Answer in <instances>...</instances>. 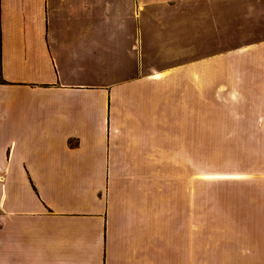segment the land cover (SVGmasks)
<instances>
[{
    "label": "crops",
    "instance_id": "1",
    "mask_svg": "<svg viewBox=\"0 0 264 264\" xmlns=\"http://www.w3.org/2000/svg\"><path fill=\"white\" fill-rule=\"evenodd\" d=\"M0 4V264H191L189 226L134 185L160 180L153 91L203 42L264 45V0Z\"/></svg>",
    "mask_w": 264,
    "mask_h": 264
},
{
    "label": "rangeland",
    "instance_id": "2",
    "mask_svg": "<svg viewBox=\"0 0 264 264\" xmlns=\"http://www.w3.org/2000/svg\"><path fill=\"white\" fill-rule=\"evenodd\" d=\"M206 43L199 73L153 91L167 113L160 180L134 185L160 195V223L189 226L191 264H264V45Z\"/></svg>",
    "mask_w": 264,
    "mask_h": 264
},
{
    "label": "bare ground",
    "instance_id": "3",
    "mask_svg": "<svg viewBox=\"0 0 264 264\" xmlns=\"http://www.w3.org/2000/svg\"><path fill=\"white\" fill-rule=\"evenodd\" d=\"M224 175H226V174L219 175V176H224ZM228 176H230V177H238L239 175H228Z\"/></svg>",
    "mask_w": 264,
    "mask_h": 264
},
{
    "label": "trees",
    "instance_id": "4",
    "mask_svg": "<svg viewBox=\"0 0 264 264\" xmlns=\"http://www.w3.org/2000/svg\"><path fill=\"white\" fill-rule=\"evenodd\" d=\"M1 5V4H0Z\"/></svg>",
    "mask_w": 264,
    "mask_h": 264
}]
</instances>
